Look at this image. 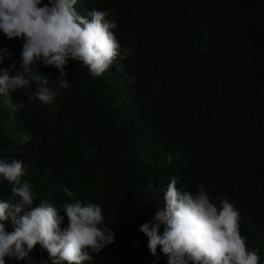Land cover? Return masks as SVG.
Masks as SVG:
<instances>
[{
    "label": "trees",
    "instance_id": "1",
    "mask_svg": "<svg viewBox=\"0 0 264 264\" xmlns=\"http://www.w3.org/2000/svg\"><path fill=\"white\" fill-rule=\"evenodd\" d=\"M74 7L83 16L108 10L130 53L99 77L69 60L66 89L57 68L37 63L58 93L50 105L28 102L34 82L10 93L24 105L15 111L0 96V158L23 163L22 181L38 194L34 206L60 209L74 199L101 206L99 227L111 228L115 241L93 253L92 264H167L159 246L151 255L139 228L164 207L178 177V189L203 186L217 207L220 199L234 205L240 234L264 264V0H78ZM22 45L0 31V49L13 53L1 72L12 60L21 70ZM12 186L0 177V200L12 198ZM29 257L6 264H45L48 253L37 244Z\"/></svg>",
    "mask_w": 264,
    "mask_h": 264
},
{
    "label": "clouds",
    "instance_id": "2",
    "mask_svg": "<svg viewBox=\"0 0 264 264\" xmlns=\"http://www.w3.org/2000/svg\"><path fill=\"white\" fill-rule=\"evenodd\" d=\"M78 0H0V31L8 39L22 38L21 70L16 61L0 71V96L12 111L23 103H12L10 93L28 88V102L38 100L50 105L58 93L49 87V79L36 68L37 63L60 71L56 79L60 89L69 87L65 71L69 60L81 62L93 77L109 70L117 57L125 58L130 50L121 48L113 30L115 21L108 19V10H92L81 15L74 7ZM13 53L0 49V63ZM36 69V70H34ZM30 141L31 135L23 137ZM22 162L0 158V177L11 187L12 198L0 200V264L6 258L29 260V253L39 244L47 251L45 264H92L98 253L115 241L111 228H101L104 216L101 206L78 199L65 201L62 208L41 201L34 206L38 194L22 181ZM173 177L164 193V207L153 220L139 230L147 237V248L156 256L157 247L168 258L167 264H260L258 250H249L240 234V213L226 199L219 207L211 202L203 186L196 193L177 188ZM67 197L73 193L61 185ZM67 217V227L60 225ZM10 221L13 231L6 230ZM163 226V232L160 228Z\"/></svg>",
    "mask_w": 264,
    "mask_h": 264
}]
</instances>
